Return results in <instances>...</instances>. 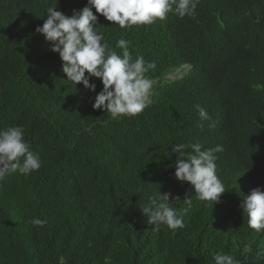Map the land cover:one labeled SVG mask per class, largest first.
Wrapping results in <instances>:
<instances>
[{
  "label": "trees",
  "instance_id": "obj_1",
  "mask_svg": "<svg viewBox=\"0 0 264 264\" xmlns=\"http://www.w3.org/2000/svg\"><path fill=\"white\" fill-rule=\"evenodd\" d=\"M55 2L0 0V129L23 126L42 158L27 178L0 182V264H215L218 252L264 264V232L249 229L239 207L245 192L264 190V0H200L194 18L169 13L130 29L93 9L111 49L120 53L123 38L133 57L157 64L146 74L150 105L115 119L92 106L100 79H90L96 92L67 80L35 31ZM86 4L58 0L56 10ZM178 70L181 78L167 79ZM196 105L212 119L201 120ZM196 142L223 148L216 164L226 191L215 204L175 178L172 148ZM158 190L176 209L192 196L175 233L139 208ZM34 217L47 223L33 226Z\"/></svg>",
  "mask_w": 264,
  "mask_h": 264
},
{
  "label": "clouds",
  "instance_id": "obj_2",
  "mask_svg": "<svg viewBox=\"0 0 264 264\" xmlns=\"http://www.w3.org/2000/svg\"><path fill=\"white\" fill-rule=\"evenodd\" d=\"M200 0H87L82 9H73L71 15L47 8L42 26L35 31L50 42V50L58 53L62 61V72L67 80L96 92L97 85L90 83L92 77L99 78L103 87L94 97L93 108L110 113L112 118L136 116L151 103L154 81L146 74L154 71L156 61H146L143 55L133 57L129 50L130 42L121 38L116 41L120 53L111 49L100 30L99 16L121 29H130L137 25H151L156 20H164L169 13L183 19L194 18ZM93 9L95 10L94 14ZM44 15V16H45ZM185 67V66H184ZM86 73L88 75H86ZM171 80L181 78V70L169 75ZM201 120H211L208 111L196 105ZM215 122L211 126H214ZM199 142L176 144L172 152L178 154L175 160V178L189 182L196 198L201 201L217 203L226 191L225 185L217 175V155L222 146L202 150ZM191 149L186 152V149ZM23 159L21 160V158ZM42 166L38 152L30 150L25 140L23 126H10L0 129V182L19 172L27 178ZM175 200H179L176 198ZM170 193L159 190L147 196V202L139 208L147 217L150 225L159 229L166 226L175 233L185 227V217L192 208V196L186 194L184 206L176 209L171 206ZM243 216L247 217V226L257 234L264 232V190L256 187L243 197L241 204ZM33 226L43 227L47 221L34 217L29 221ZM215 264H235L230 254L218 252L213 256ZM105 264H110L105 258Z\"/></svg>",
  "mask_w": 264,
  "mask_h": 264
},
{
  "label": "bare ground",
  "instance_id": "obj_3",
  "mask_svg": "<svg viewBox=\"0 0 264 264\" xmlns=\"http://www.w3.org/2000/svg\"><path fill=\"white\" fill-rule=\"evenodd\" d=\"M246 193H247V192H245V194H244L243 196H246Z\"/></svg>",
  "mask_w": 264,
  "mask_h": 264
},
{
  "label": "water",
  "instance_id": "obj_4",
  "mask_svg": "<svg viewBox=\"0 0 264 264\" xmlns=\"http://www.w3.org/2000/svg\"><path fill=\"white\" fill-rule=\"evenodd\" d=\"M168 78H170V76H168ZM178 78H180V77H178Z\"/></svg>",
  "mask_w": 264,
  "mask_h": 264
}]
</instances>
